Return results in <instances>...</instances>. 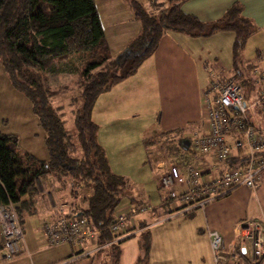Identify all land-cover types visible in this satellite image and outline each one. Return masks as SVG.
<instances>
[{
  "label": "trees",
  "instance_id": "trees-1",
  "mask_svg": "<svg viewBox=\"0 0 264 264\" xmlns=\"http://www.w3.org/2000/svg\"><path fill=\"white\" fill-rule=\"evenodd\" d=\"M180 1L171 0L170 6L161 3L165 7L157 13L152 6L129 0L142 31L124 58L117 59L111 54L95 0H0V61L12 86L29 99L49 152L47 160H39L19 148L17 135L0 131V205L13 207L22 227L26 216L38 212V179L52 176L69 186L72 196L81 185L90 186L93 192L84 194L80 205L72 203L71 215L86 217L97 231L94 246L101 248L97 254L112 248L119 256L118 245L133 235L120 239L123 234L114 232L112 225L130 181L112 170L92 113L98 97L133 74L165 32L209 36L220 30L232 31L234 68L240 76L236 78L249 99L247 91L258 79L252 64L247 66L251 72L246 76L241 66L247 40L255 30L253 23L237 4L223 17L207 22L184 12ZM68 74L76 75L73 85L61 81ZM61 91L73 93L69 103L75 107L73 129L67 126L64 107L53 104ZM6 123L0 116V124ZM177 133H163L161 146L171 152L175 163L192 162L196 152L188 146L191 140L181 134L174 138ZM241 156L239 151L229 158L233 166L244 158ZM144 239L148 251L150 238Z\"/></svg>",
  "mask_w": 264,
  "mask_h": 264
},
{
  "label": "crops",
  "instance_id": "crops-1",
  "mask_svg": "<svg viewBox=\"0 0 264 264\" xmlns=\"http://www.w3.org/2000/svg\"><path fill=\"white\" fill-rule=\"evenodd\" d=\"M137 1L146 4L149 8L154 1L168 3L166 6L171 5V0ZM95 3L111 54L121 53L141 33L140 20L137 19L129 0H95ZM179 3L184 12L196 15L207 22L223 17L232 5H240L243 15L255 27L243 51L244 64L241 70L246 76L251 72V68L248 71L246 68L252 64L255 71L264 73V0H181ZM234 38V33L227 30H220L209 36H193L181 31L165 32L153 53L125 82V89L127 86L128 89L123 93V97L128 98L125 103L127 107L129 106L126 112L120 109L116 100L111 101L110 97H107L108 100L104 101V97L109 96L113 89L99 96L97 106L99 125H104V121L108 120L113 124L111 126L113 131L117 130L119 133L120 130H128L126 133L129 138L133 134L132 137H135V141L141 145L137 155H141L143 159L144 157L146 159L148 155L145 142L149 141L152 131H161L158 136L165 132L178 131L174 138L181 134L188 140H192L195 133L207 131L208 118L203 91L210 83V73L220 74L226 78L240 77L234 68ZM259 89V83H252L247 91L250 93L249 100L257 97ZM250 114L255 126L264 132V120L259 112L253 107ZM122 115L126 119L118 118ZM120 120L124 122L120 123ZM126 133H120V136L122 135L125 139ZM101 145L106 144L102 142ZM18 146L39 160L49 158L45 136L44 141H27L25 144L18 141ZM103 147L105 149V146ZM233 154H236V151H233L232 156ZM124 159L126 158L119 161L111 160L112 164H110L114 172L119 173L120 170L117 168L123 167L120 161ZM127 161H129L128 158ZM191 161L201 170L206 179L219 177L226 170L235 167L231 159L217 162L212 155L195 153ZM168 163L175 162L171 158ZM175 164L181 170L184 169V163ZM167 165L165 161H157L153 171L156 169L164 171L165 174ZM164 174L155 182L157 190L163 189V192H165L162 185ZM186 179L187 177L183 174L178 180L179 192L188 190L189 185ZM37 188L38 212L24 218V231L28 220L35 225L37 224L35 217H40L45 223L54 219L61 207L70 209L72 203L76 202L69 186H63L50 177L38 179ZM144 200L138 195H130V205L123 206V210H132L144 205ZM176 200L170 199L165 203L162 199L159 206L153 207L152 213L143 217L137 228L142 233L151 232L150 240H152L153 249L160 244L158 239L161 233L163 246L167 247L165 250L169 254L176 251L181 257V261L176 264H197L201 259L203 264H216L209 230L220 233L225 251H231L243 245L242 238L237 234V228L242 222L256 219L264 222V182L256 189L246 185L239 186L228 194L215 197L204 206L194 207L191 210H185L186 206L180 202L181 207H184L176 216L180 218L172 217L174 212L168 213L179 207L175 204ZM136 216L138 215L134 218ZM136 224V222L133 224L135 228ZM42 227V224H39L36 234L29 233L27 230V234L24 235L23 252L10 262L3 263L0 258V264H76L85 258L92 257L75 259V251L68 244L49 246ZM129 230L128 227L127 232ZM93 247H95L94 243L87 244L84 249L93 250ZM1 248L0 227V256Z\"/></svg>",
  "mask_w": 264,
  "mask_h": 264
},
{
  "label": "built area",
  "instance_id": "built-area-1",
  "mask_svg": "<svg viewBox=\"0 0 264 264\" xmlns=\"http://www.w3.org/2000/svg\"><path fill=\"white\" fill-rule=\"evenodd\" d=\"M254 74L260 89L257 97L249 100L237 78H226L220 74L210 73V83L203 91L208 129L195 133L190 142L194 152L199 155H212L217 162L229 159L233 151H240L241 157L244 158L219 177L207 179L192 162L186 163L183 170L175 163H168L167 172L162 178L165 203L170 199H177L186 206L185 210H191L204 206L206 202L226 195L239 186L246 185L256 189L264 182V132L255 126L250 114L251 108L254 107L264 120V73L255 71ZM183 174L187 177L189 188L186 192H179L178 180ZM152 212L153 208L141 205L132 209L131 214L135 216L138 213ZM130 217L117 215L112 225L114 232L123 234L120 239L130 236L126 235L127 220ZM0 227L2 235L0 258L6 263L13 261L23 252L25 237L13 207L0 205ZM237 229L243 245L231 251H225L220 233L209 230L215 263L239 264L244 261L242 252L252 264H264V222L259 219L246 220ZM43 232L51 247L70 245L75 251V259L92 256L101 249L99 247H93V250L84 249L87 244L95 243L97 231L91 227L86 217L71 215V208L61 207L54 219L44 223Z\"/></svg>",
  "mask_w": 264,
  "mask_h": 264
},
{
  "label": "rangeland",
  "instance_id": "rangeland-1",
  "mask_svg": "<svg viewBox=\"0 0 264 264\" xmlns=\"http://www.w3.org/2000/svg\"><path fill=\"white\" fill-rule=\"evenodd\" d=\"M172 3V2H171ZM153 9L160 13L161 9L164 8L168 3L165 4V6H161V3L153 2ZM150 5V7L152 6ZM150 12L153 13L149 9ZM122 25V24H120ZM123 27V26H121ZM128 27V26H127ZM123 28H126L125 26ZM142 31V26H141ZM128 52V47L121 53H112L114 58L117 59H123L124 56ZM138 69L131 74L130 76L120 80L117 84L114 85V87L111 89V93H109V96L104 97V101L109 100L111 101H117L119 103V107L122 111L126 112L128 107L125 103V101L128 100L126 97H123V93L128 89V86L125 89V82L130 79L129 77L133 76ZM76 77V75L68 74L66 78H62L61 81H70L73 80ZM130 81V80H129ZM129 81L127 83H129ZM56 83H59V79ZM132 85V84H130ZM110 91V90H109ZM108 91V92H109ZM63 93H59L53 98V104L54 106H63L64 107V118L67 120V126L70 129L74 128V115L72 113L73 107L70 105L71 98L73 97V93L69 91H61ZM121 96V97H120ZM99 98V97H98ZM144 99V98H142ZM142 103V102H141ZM98 99L96 100L94 111L92 114V118L95 121V123L98 125V139L100 134L99 142L102 144V142L106 145L105 150L108 155V158L110 160H121L123 158L124 161L122 162L123 167L117 168V170H120L118 174L125 176L130 181V187L128 188L127 194H125L122 197V200L119 204L120 211L117 210V215L123 214L125 216H131L127 220V226L130 228L128 234L126 235H132L130 238L125 239L118 245V251L119 256L116 254V250L112 248H106L102 250L100 253H95L92 255L91 258H85L84 260H81L80 263L76 264H171V263H178L181 261V257L178 252H174L172 254H169L165 249L166 246H163V238L162 234L160 235V244L156 246L154 249L152 247V240H150V246L147 251V249L144 247V236H148L150 238L151 232H143L141 230H138L139 222L143 220V217L145 215H148V213H138L134 216H132V210H123V206L129 204L130 205V195H138L140 198L145 199L144 205L146 207L153 208L154 206H159L161 203V200L164 199V192L163 189H158L155 186V182L159 178L161 179L162 174H164V171L156 170L153 171L154 166L156 165L157 161H165L166 164H168L169 161H171V152L162 147V135L158 136L161 131L151 132V137H149V144L148 146V155L145 159L141 155H137V152L139 151L140 144L138 141H135V137H132L133 134L129 135L126 133L128 130H120L118 133L117 130H114L111 128L113 125L112 122L104 121V125H99L98 123ZM139 107V106H138ZM120 114V113H119ZM0 116L7 119L6 124H0V131L4 134L13 133L17 135L18 140L25 144L27 141H44V130L42 129L41 125L39 124V121L37 120V116L33 113L31 109V103L29 99L20 91L15 89L7 75V72L5 71L3 65L0 61ZM127 116V114H126ZM120 119H126L123 115L118 117ZM128 118V117H127ZM123 120H120L121 122H124ZM109 122V123H108ZM101 126V127H100ZM103 128V129H102ZM106 132V133H105ZM120 133H126L125 139L123 136H120ZM139 133V131L137 132ZM106 134V135H105ZM117 134V136H115ZM138 135V134H137ZM136 135V136H137ZM124 140V141H122ZM161 141V142H159ZM154 142V143H153ZM176 142V141H175ZM153 143V144H152ZM172 143V142H171ZM127 158L129 161H127ZM112 164V163H111ZM53 180H56L52 176H48ZM187 180V179H186ZM72 185H74L72 183ZM78 192L75 193L74 198H76L77 205H80V201L82 200V197L84 194H91L93 192V188L90 186H80L77 188ZM159 191V192H158ZM77 195V197H76ZM151 196V198H150ZM178 208L174 209V213L172 214V217H176L180 211H182L184 207H181V203L176 200L175 203ZM123 210V211H122ZM122 212V213H121ZM173 218V219H175ZM35 220H37V224H33L31 221H27L25 223V233L27 234V230L29 233L36 234V230L39 226V224L42 226L44 223L41 221L40 217H35ZM134 222H136V228L133 226ZM43 228V227H42ZM248 254L249 248H248ZM243 264H252L250 259H245L242 261ZM197 264H203V260L201 259Z\"/></svg>",
  "mask_w": 264,
  "mask_h": 264
},
{
  "label": "water",
  "instance_id": "water-1",
  "mask_svg": "<svg viewBox=\"0 0 264 264\" xmlns=\"http://www.w3.org/2000/svg\"><path fill=\"white\" fill-rule=\"evenodd\" d=\"M190 144V143H189ZM189 144H188V146H189Z\"/></svg>",
  "mask_w": 264,
  "mask_h": 264
}]
</instances>
